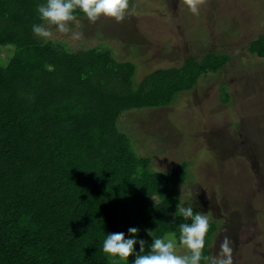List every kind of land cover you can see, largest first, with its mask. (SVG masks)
I'll return each mask as SVG.
<instances>
[{"label":"trees","instance_id":"1","mask_svg":"<svg viewBox=\"0 0 264 264\" xmlns=\"http://www.w3.org/2000/svg\"><path fill=\"white\" fill-rule=\"evenodd\" d=\"M41 2L0 0V45L13 47L0 65V264H112L100 251L103 236H127L129 227L139 230L147 252L148 231L165 237L189 222L168 223L180 202L177 184L193 173L186 161L152 169L118 118L174 103L229 55H189L137 81L135 64L116 60L110 49L73 51L34 36ZM246 49L264 58V33ZM216 230L209 220L208 260Z\"/></svg>","mask_w":264,"mask_h":264},{"label":"rangeland","instance_id":"2","mask_svg":"<svg viewBox=\"0 0 264 264\" xmlns=\"http://www.w3.org/2000/svg\"><path fill=\"white\" fill-rule=\"evenodd\" d=\"M52 32L55 45L73 51L100 46L118 61L133 62L137 81L159 67L180 66L189 55H229L174 103L129 110L117 122L134 150L151 157L152 169L189 164L193 178L176 191L185 206L216 222L210 259L221 255L227 237L232 264H264V58L246 49L264 33V0H202L197 15L183 0H129L119 22L81 18L67 34ZM12 52L0 45V65ZM175 251L187 250L176 243Z\"/></svg>","mask_w":264,"mask_h":264},{"label":"clouds","instance_id":"3","mask_svg":"<svg viewBox=\"0 0 264 264\" xmlns=\"http://www.w3.org/2000/svg\"><path fill=\"white\" fill-rule=\"evenodd\" d=\"M183 2L189 12L198 14L202 0ZM128 8L129 0H42L36 6L40 23H33L31 31L34 36L47 41L53 35V27L57 33L67 34L73 25L80 24L81 18L95 22L104 17L119 22ZM72 38L78 39L79 33L73 32ZM171 216L169 224H173L177 217L189 222L180 223L177 226L178 234L171 238L153 236L151 231H148L151 243L148 244L147 252L146 242L138 238L139 230L136 227H129L127 236L125 232L104 234L100 251L112 264H127L129 256L133 257L131 264H201L202 260H207L208 264H232V249L227 237L220 244L221 255L218 258L208 260L203 256L205 237L209 231L208 212H194L191 205L185 206L183 202H177ZM176 243L187 250L185 254L176 253ZM134 245L139 246L138 250H134Z\"/></svg>","mask_w":264,"mask_h":264}]
</instances>
